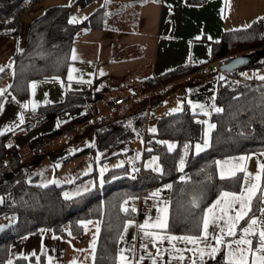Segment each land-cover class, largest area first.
<instances>
[{"label": "crops", "instance_id": "obj_1", "mask_svg": "<svg viewBox=\"0 0 264 264\" xmlns=\"http://www.w3.org/2000/svg\"><path fill=\"white\" fill-rule=\"evenodd\" d=\"M75 1L41 0L21 15L22 24L25 22L30 24L47 8L64 6L70 8L69 21L74 18L71 24H81L92 15L96 17L95 26L79 30L70 49L65 77L31 81L25 98H17L9 90L13 76L12 58L23 51L25 44L21 50L17 47L11 49L7 47L6 39H3L8 37L0 36V43L7 47L5 49L6 47L0 46V63L5 57L8 58L7 63L10 62V68L9 66L0 68V72L8 69L11 73L10 81L2 87L3 91H0L2 95L0 136L12 133L9 145H13L18 150L19 156L17 159L9 158L7 168L14 165L21 166L29 185L40 188L50 186L62 188L65 199H73L102 187L110 171L128 166L130 175L135 172L138 162H132L133 164L129 162L134 156L136 147L133 144L136 145L137 140L141 141L140 163L151 154L150 149L143 151L142 136L135 140H123L118 145L106 148H99L97 142L100 132L109 131L116 126L132 127L133 117L147 102L145 89L148 81L178 68L202 66L211 58L212 44L219 42L224 32L243 30L260 20L264 34V0H205L200 4H190L186 0H92L84 6L76 5ZM30 14L34 16L31 15L32 17L29 18ZM73 53L76 59L72 58ZM210 63L207 73L199 72L200 68L188 72L166 84L151 97V118L145 122L147 134L151 135L148 126L154 118L151 115L152 111L158 116L155 122L157 124L163 116L178 113L187 107L196 114L203 125V140L199 143L202 150L198 152L196 144L194 152L200 153L208 148L214 128L208 129V125H214L211 117L216 113L214 110L216 89L218 81L223 76L213 62ZM70 68L71 79H69ZM258 70L261 71L256 78L255 72ZM250 74L246 79L262 80L264 68L252 70ZM68 92L82 96L84 106L61 112L51 121L31 123L39 108L62 103ZM118 97H121L125 103L115 107L113 102ZM201 105L204 106L203 110L199 107ZM66 125H70L67 130L58 136L49 137L58 128ZM206 130H208V146L204 147ZM170 143L174 144L173 149L175 143L172 141ZM33 144L44 145V154H30L29 149ZM263 163L264 151L237 154L216 160V172L220 178H231L238 174L242 176L239 191L231 193L240 194L242 189L247 190L252 185L257 186L248 214L254 201L259 199L258 212L254 216L258 221L256 232L246 236L247 239L252 240V244L232 243L230 246L222 244L219 250L222 249L223 255L226 250H231L235 257L239 258V249L251 247L255 251L259 243V230L264 228V213L260 211L264 208V188H261L262 168H259L258 164ZM151 167L146 169L143 165L146 171L155 174ZM166 186L139 197H131L126 201V206L131 210L135 209L132 210L135 217L127 220L133 222L127 229L124 227L126 221L122 226L117 241L116 264H122L118 256L126 258L124 264H137V262L153 264V259L156 260V264H192L193 260L196 263L212 260L219 251L214 256L207 255L210 248L205 249L202 237L199 248L205 249V255L201 258L199 254L193 255L192 251H188L196 246L181 240H173L169 244L167 239L168 236L185 235L170 233L168 227L163 229L139 227L146 221L149 225L154 224L158 215L163 214L158 213L157 209L165 207L167 224L169 223L170 201L162 192L168 188ZM85 188L88 189L87 192L83 191ZM77 192H80V195H76ZM220 193L206 209L214 205ZM65 194L68 196L66 197ZM233 207L239 208V202ZM212 210L217 217L221 215L219 206ZM230 214L235 215L234 212ZM252 217L250 216L247 221ZM244 219L237 225L234 236L224 237L226 241H234L245 235L242 228L247 226V221L241 224ZM82 221H91V223L84 225L78 222L79 229L76 231H72L69 224H65L62 227L64 236H59L44 227L25 233L9 244L6 264L9 261L12 264V261L18 258L27 259L29 264H72L74 260L76 264H95L99 222L97 219ZM16 222L15 213L0 216V226H4L3 231ZM219 222L223 223V221ZM145 232L154 234L155 246L152 242L154 237H145ZM215 232L219 233V229H215ZM200 233L192 236H200ZM93 240H95L94 249L90 247ZM207 242L215 245L211 234L207 237ZM141 243L145 245L144 248H141ZM157 249L160 255H157ZM181 254L184 256L183 261L178 259ZM246 256L250 264L251 252L246 253Z\"/></svg>", "mask_w": 264, "mask_h": 264}, {"label": "trees", "instance_id": "obj_2", "mask_svg": "<svg viewBox=\"0 0 264 264\" xmlns=\"http://www.w3.org/2000/svg\"><path fill=\"white\" fill-rule=\"evenodd\" d=\"M41 0H0V36L17 37L20 17ZM92 0H76L84 6ZM200 4L205 0H186ZM69 7L53 6L34 19L28 26L23 51L12 58V81L9 87L17 98H25L28 85L33 80L64 78L69 64L70 49L80 29L95 26V15L81 24L69 22ZM264 49L263 25L260 20L243 30L224 32L219 42L211 46V58L204 65L218 61L219 66L239 55H250ZM200 67L178 68L148 81L145 91L159 84H169L182 75ZM264 68V56L237 71L222 73L218 81L214 105L220 111L212 115L214 128L206 150L195 153L194 146L203 140V125L196 114L184 107L182 111L165 115L157 121L156 133L151 135L150 153L157 154L161 173L149 171L134 178L128 166L108 172L104 185L87 194L65 199L62 188H40L29 185L24 169L19 165L7 168L9 158L17 159L18 150L9 145L12 133L0 136V216L17 215L15 225L0 233V264L8 260L9 244L38 228L51 229L64 236L62 227L69 224L72 231L79 229L78 222L97 219L99 234L95 252V264H116L117 241L125 221L134 219V212L126 206L131 197L148 194L152 189L162 188L170 201L168 232L182 235H198L201 231L204 210L222 191L238 192L240 174L220 178L216 172V160L222 157L264 151V79L238 80L239 72ZM8 69L0 72V85ZM2 95L0 94V104ZM84 98L68 92L65 100L56 105L38 109L32 124L51 121L58 114L84 106ZM145 106L133 117L132 127L116 126L100 132L99 148L120 144L123 140H135L145 134ZM71 124V123H70ZM70 125L62 126L49 137L58 136ZM48 137V138H49ZM174 142L173 150L165 143ZM163 142V143H162ZM157 144L161 148L154 149ZM34 145V144H33ZM31 145V147L33 146ZM185 145L188 147L186 148ZM181 161L183 163L181 164ZM264 164V163H263ZM261 188H264V169H261ZM196 201V206L193 205ZM259 199L243 224L250 216L257 215ZM122 206L125 210H122ZM79 232V231H78ZM12 264H29L18 258ZM196 264H228L220 249L212 260Z\"/></svg>", "mask_w": 264, "mask_h": 264}, {"label": "snow or ice", "instance_id": "obj_3", "mask_svg": "<svg viewBox=\"0 0 264 264\" xmlns=\"http://www.w3.org/2000/svg\"><path fill=\"white\" fill-rule=\"evenodd\" d=\"M74 21V18L70 19V23ZM245 27H248V25H245ZM73 59H76L75 54L73 53ZM71 72L72 69H69V79H71ZM264 79V78H262ZM3 91V90H0ZM195 107V106H194ZM202 110L204 108L203 105L199 106ZM215 111L219 112L220 109L216 108L214 109ZM205 115H207V112H205ZM21 122H23V118L21 117ZM207 123V122H205ZM214 127V125L209 124L208 129H211ZM163 143V142H162ZM208 146V130L205 131L204 133V147ZM173 146L169 145V150H171ZM187 148L188 146L185 145ZM196 150L199 152L202 150L201 145L197 144L196 145ZM244 159V158H241ZM153 161H155V157H153ZM183 161H181V164ZM219 164V162H217ZM58 166V165H57ZM259 168L264 169V164H258ZM103 172V170H102ZM223 175V174H222ZM50 183H56V181H50ZM166 187H170L166 186ZM256 185H252L249 187L247 190L242 189L240 194L236 193H231V192H221L220 196L217 198L216 202H214V205L211 206L208 209L204 210V215H203V220H202V231L200 233V236H192V235H185V236H180V237H175V236H168L167 239L169 241V244L172 243L173 240H181L185 241L187 243H190L196 247L193 249H188V251H192L193 255L199 254L201 258L205 255V249L210 248V251L207 252V255L209 256H214L215 253L219 250V246L224 244L230 246L232 243H235L237 245L243 244V245H251L252 240L247 239L246 236L252 235L256 232V226L258 224L257 218L252 217L250 220H248L247 226L242 228V232L245 235H242L239 239L237 240H225L224 237H232L235 235L236 230H237V225L239 222L244 219V217L248 214V210L250 208L251 201L253 197L256 195ZM84 192H87L88 189L85 188L83 189ZM76 195H80V192H77ZM67 197L68 194H65ZM221 198H223V203H221ZM239 202V208L233 207L234 204ZM193 205L196 206V201H193ZM220 207L221 215L217 217L215 213L213 212L214 207ZM122 210H125L122 206ZM135 211V209H132ZM158 213H163L162 215H158V218L154 224L149 225L148 222L146 221L145 224L139 225L141 229H144L145 227H155V228H167V208H161L157 209ZM262 213H264V208L260 209ZM230 212H234L235 215H231ZM219 221H223V223H220ZM80 224L86 225L87 223H91V221H79ZM132 221H126L124 227L125 229L128 228L130 224H132ZM4 226H0V231H3ZM219 229V233L215 232V229ZM97 231H99V227L97 225ZM211 234L212 240L215 241V245H211L207 242V237ZM145 237L148 236H153V244L155 246V236L153 233L150 232H145L144 233ZM204 238V243H205V249L199 248V244L201 242V238ZM123 238V237H121ZM141 248H144L145 245L141 243ZM90 247L93 249L95 248V240L92 241L90 244ZM175 247V245H173ZM177 251H182V250H177ZM240 251V256L239 258L235 257L233 252L231 250H226L224 259L228 261V264H249V261L247 259L246 253L251 252V261L250 264H264V228H261L259 230V243L256 246L255 251L252 250L251 247L247 249H239ZM157 255H160L159 249H157ZM118 259L124 264L126 261V258L123 256H118ZM143 259V257H141ZM178 259L180 261L184 260V256L181 254L178 256ZM8 264H11V261L8 262ZM72 264H76L75 260L72 261ZM139 264V262H137ZM153 264H156V260L153 259ZM192 264H196V262L193 260Z\"/></svg>", "mask_w": 264, "mask_h": 264}, {"label": "rangeland", "instance_id": "obj_4", "mask_svg": "<svg viewBox=\"0 0 264 264\" xmlns=\"http://www.w3.org/2000/svg\"><path fill=\"white\" fill-rule=\"evenodd\" d=\"M32 14H30L28 17L30 18V16H31ZM32 16H34V15H32ZM31 16V17H32ZM38 16V15H37ZM27 17V20L29 19ZM22 18V17H21ZM34 19V18H33ZM26 21V20H25ZM24 21V22H25ZM28 25H29V23H27V22H25L24 24H22V22L20 21V26H19V32H18V36L16 37V39H12V38H3V39H6L5 41H7V47L8 48H11L12 49V47L15 49L16 47L18 48V50H21V48H23L24 47V44H25V42H26V37H27V29H28ZM0 46L2 47V46H4V47H6L5 46V44H1L0 43ZM7 47L5 48V49H7ZM19 52V51H18ZM8 58L7 57H5L4 59H3V61L0 63V65H1V67L0 68H4V67H8L9 66V63H7L8 61ZM3 64V65H2ZM9 68H10V66H9ZM251 71L252 70H243V71H241V72H239V74H240V76H242V78L244 77V79H246L247 78V76H249V75H251L250 73H251ZM261 71V70H260ZM260 71L258 70V71H254L255 72V74H256V78H257V76H259V73H260ZM10 75V76H9ZM10 77H11V73H9V71H8V74H7V76L5 77V79L3 80V82L1 83V87H0V90L2 89V87L6 84V83H8L9 81H10ZM151 101V100H150ZM149 101V103L151 104V102ZM160 107V106H159ZM158 107V108H159ZM151 115H153L154 116V118L152 119V121L149 123V126H148V132L152 135V134H155V122H156V120H157V118H158V116L157 115H155V112H151ZM141 141L140 140H137L136 141V145L135 144H133V146L134 147H136V150L134 151V156L132 157V158H130V162H129V164L130 163H134V162H138V164L141 162V158L139 157V153H140V149H141ZM169 145H174L173 143H165V146H166V149L167 150H169ZM45 147V146H44ZM172 149V148H171ZM173 150V149H172ZM153 157H155V161H153ZM132 163V164H133ZM143 164H142V166L144 165V168H148V167H151L152 168V171H154L155 172V174L156 173H158V174H160L161 173V166H160V164H159V161H158V157H157V154H153V153H151V154H149V156L142 162Z\"/></svg>", "mask_w": 264, "mask_h": 264}, {"label": "built area", "instance_id": "obj_5", "mask_svg": "<svg viewBox=\"0 0 264 264\" xmlns=\"http://www.w3.org/2000/svg\"><path fill=\"white\" fill-rule=\"evenodd\" d=\"M210 64L202 66L199 69V72L207 73L208 70H209ZM213 65H215L216 69L218 71H220L219 70L218 61H214ZM236 78L238 80H241L240 77H236ZM164 87H165V85L159 84L156 88L150 89V90L145 92V96H146V99H147V102L144 105L145 106V114H146L145 118H146V121L151 118V116H150V106H151V104L149 103L151 97L153 95H155L158 90H161ZM124 103H125L124 100L121 97H118L117 99L114 100L113 106H115V107L122 106V105H124ZM151 141H152V137H151V135L146 133V127H145V134L143 135V149H144L143 151H145V149H150L151 150V146H150L151 145L150 144ZM161 147H162V144H157V145L154 146V149H158V148H161ZM44 152H45V147H44V145H41V144L34 145V146H32L29 149V153L32 154V155H42V154H44ZM141 173H147V171L143 168L142 163H139V164L136 165V170H135V172H133L131 174V176L134 177V178H137V177H139V175ZM154 189H152V190H154Z\"/></svg>", "mask_w": 264, "mask_h": 264}, {"label": "water", "instance_id": "obj_6", "mask_svg": "<svg viewBox=\"0 0 264 264\" xmlns=\"http://www.w3.org/2000/svg\"><path fill=\"white\" fill-rule=\"evenodd\" d=\"M264 56V49L256 51L253 55L245 56V55H239L228 62L222 64L219 66V70L223 73H230L239 70L242 67L248 66L255 61H257L259 58Z\"/></svg>", "mask_w": 264, "mask_h": 264}]
</instances>
